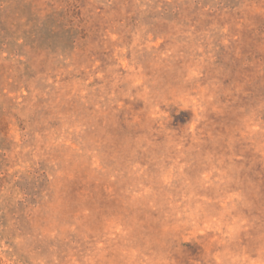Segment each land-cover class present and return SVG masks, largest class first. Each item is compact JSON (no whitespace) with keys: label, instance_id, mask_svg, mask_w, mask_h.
<instances>
[{"label":"rangeland","instance_id":"374dc122","mask_svg":"<svg viewBox=\"0 0 264 264\" xmlns=\"http://www.w3.org/2000/svg\"><path fill=\"white\" fill-rule=\"evenodd\" d=\"M264 0H0V264H258Z\"/></svg>","mask_w":264,"mask_h":264},{"label":"clouds","instance_id":"9594fccd","mask_svg":"<svg viewBox=\"0 0 264 264\" xmlns=\"http://www.w3.org/2000/svg\"><path fill=\"white\" fill-rule=\"evenodd\" d=\"M258 264H264V258H260V259L258 260Z\"/></svg>","mask_w":264,"mask_h":264}]
</instances>
